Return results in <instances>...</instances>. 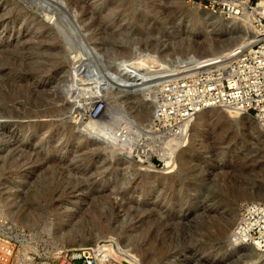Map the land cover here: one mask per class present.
Instances as JSON below:
<instances>
[{
  "label": "rangeland",
  "instance_id": "1",
  "mask_svg": "<svg viewBox=\"0 0 264 264\" xmlns=\"http://www.w3.org/2000/svg\"><path fill=\"white\" fill-rule=\"evenodd\" d=\"M222 9L189 0H0V234L16 242L12 264L97 244L117 264L257 259L232 240L241 205L264 202V132L252 116L208 109L175 148L151 135L147 159L135 134L131 147L115 137L140 130L151 140L144 130L154 108L151 87L129 85L140 82L118 62L145 68L151 80L176 61L235 56L255 30ZM96 91L108 102L103 125L88 117ZM83 121L111 140L81 131Z\"/></svg>",
  "mask_w": 264,
  "mask_h": 264
},
{
  "label": "built area",
  "instance_id": "2",
  "mask_svg": "<svg viewBox=\"0 0 264 264\" xmlns=\"http://www.w3.org/2000/svg\"><path fill=\"white\" fill-rule=\"evenodd\" d=\"M189 1L214 11L221 4L223 9L220 12L229 17L246 18L253 26L256 37L233 57L197 66H188L185 62L175 64L176 61L170 65L172 69L166 68V72L154 74L150 80L153 81L150 94L154 95V112L144 135L183 138L188 141L187 126L200 111L210 107L229 108L250 115L264 132V0ZM231 2H236L234 7H230ZM126 63L119 61V68L128 69L133 78L136 72L133 66L126 68ZM96 93L100 97L97 96L88 117L98 121L104 116L108 102L101 91L94 92V95ZM142 133L140 130L130 133V136L135 134L138 137L136 150L146 144L140 139ZM146 148L151 150L148 146ZM232 240L235 246L251 248L257 253L255 264H264V202L248 201L241 205ZM101 245L104 244L68 248L58 258L43 264L116 263ZM15 252L16 242L0 234V264H12Z\"/></svg>",
  "mask_w": 264,
  "mask_h": 264
},
{
  "label": "bare ground",
  "instance_id": "3",
  "mask_svg": "<svg viewBox=\"0 0 264 264\" xmlns=\"http://www.w3.org/2000/svg\"><path fill=\"white\" fill-rule=\"evenodd\" d=\"M235 4H236V2H231L229 5H230V7H234L235 6ZM261 4H262V1L259 3V5L261 6ZM247 6V5H246ZM257 10H260V8H258ZM256 33V32H255ZM256 37V34H255V36H254V38ZM254 41V39L252 40V42ZM251 42V43H252ZM250 43V44H251ZM221 59V58H220ZM187 62V61H186ZM125 63V62H124ZM199 65V64H197V62H195V60H193V58L191 57V60H190V63H189V65L188 66H191V65ZM134 65V64H133ZM131 66V65H130ZM120 69V68H119ZM124 69V68H123ZM134 70H135V72H136V74L134 73L133 74V78H135L136 80H138L140 83H137V82H135V84H130L129 82H131V81H133V80H131V81H129V79L127 78L126 80H128L129 82H127V83H129V85H136V86H140V85H145L144 87L145 88H147V91H148V89L152 86V82L150 81V78H151V75H149V73L145 70V68H140V67H136L135 65H134ZM120 71H122V70H120ZM124 72V71H123ZM128 72V71H127ZM126 73V72H125ZM123 74V73H122ZM130 74V78H132V74L131 73H129ZM128 73L126 74L127 76L129 75ZM117 75V74H116ZM121 75V74H120ZM125 75V74H124ZM138 75H140V77H138ZM146 75V76H145ZM124 77V76H123ZM126 77V76H125ZM132 78V79H133ZM142 78V79H141ZM99 79V78H98ZM117 79H119V77H117ZM121 79V78H120ZM123 80V79H122ZM119 81H121V80H119ZM122 83H125L124 81L122 82ZM137 83V84H136ZM110 84V83H109ZM111 85V84H110ZM120 85V84H119ZM125 85V84H124ZM123 85V86H124ZM122 86V85H121ZM121 86H118V87H121ZM117 87V88H118ZM127 87H128V84H127ZM141 87V86H140ZM136 88V87H135ZM139 90V89H138ZM151 92V91H150ZM145 93V92H144ZM151 95V94H150ZM153 95V94H152ZM152 96H150V98H151ZM153 97H154V95H153ZM147 101H149V99L147 100ZM211 108H221V107H210V108H206V109H203L202 111H200L197 115L199 116L200 114H202L203 112H205L206 110H208V109H211ZM221 109H223V110H226V111H229V112H232V113H234V114H241L240 112H234L233 110H231V109H229V108H221ZM152 112H154V108H153V111ZM196 115V116H197ZM195 116V117H196ZM83 119V118H82ZM194 120V119H193ZM192 120V121H193ZM191 121V122H192ZM97 122V121H96ZM98 123V125H103L104 123H99V122H97ZM89 123H87V121H83L82 123H80V128H81V131H84V132H87L91 137H93V136H97V134H100V135H102L101 137H102V139L103 140H106V139H110V138H112L111 137V133L108 131V130H104V129H97V128H92V127H90L89 125H88ZM189 127H190V124L187 126V128L189 129ZM87 135V134H86ZM129 134H128V132H126L125 130H118L117 132H116V135H115V137L118 139V141L121 143H124V144H127V146H132L133 145V142H132V140H131V138H129ZM115 137H113V139L115 138ZM127 138H128V140H127ZM157 139H159V141H158V144L159 145H161V146H163L164 147V144L165 145H168V146H170V147H173V148H175V146H177L178 145V142H179V140L181 139V138H169L168 139V141H167V143H165L166 142V140L167 139H164L163 141H161L160 140V138H156V140ZM111 140V139H110ZM154 140V139H153ZM146 144L144 145V146H142L141 148H145L146 146H148L149 144H152L153 143V141H152V139L151 140H149L148 139V141H146L145 142ZM141 148L138 150V155L140 154V153H142L144 156H145V159H147L148 158V156H146L147 155V148H145V149H142L141 150ZM158 148V146H156V149ZM140 150H141V152H140ZM132 152V151H131ZM139 155V156H143V155ZM128 155V154H127ZM140 161H142V160H140ZM66 234H68V233H64V235H66ZM68 236H70L69 234H68ZM71 238V237H70ZM81 245V244H80ZM81 247H82V245H81ZM257 261L256 260H252V264H255Z\"/></svg>",
  "mask_w": 264,
  "mask_h": 264
}]
</instances>
